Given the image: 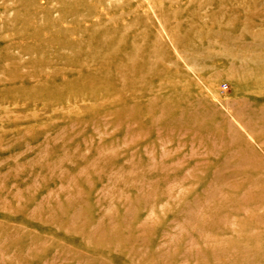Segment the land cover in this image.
<instances>
[{
	"label": "rangeland",
	"instance_id": "374dc122",
	"mask_svg": "<svg viewBox=\"0 0 264 264\" xmlns=\"http://www.w3.org/2000/svg\"><path fill=\"white\" fill-rule=\"evenodd\" d=\"M0 264H264V0H0Z\"/></svg>",
	"mask_w": 264,
	"mask_h": 264
}]
</instances>
